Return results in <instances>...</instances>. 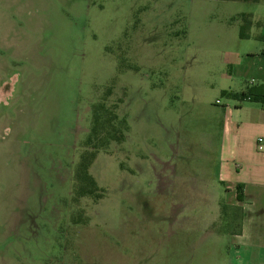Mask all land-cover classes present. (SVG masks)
<instances>
[{"label": "rangeland", "instance_id": "374dc122", "mask_svg": "<svg viewBox=\"0 0 264 264\" xmlns=\"http://www.w3.org/2000/svg\"><path fill=\"white\" fill-rule=\"evenodd\" d=\"M255 2L0 0V264H227L235 225L200 232L182 187L221 195L216 101Z\"/></svg>", "mask_w": 264, "mask_h": 264}, {"label": "crops", "instance_id": "0c3cea01", "mask_svg": "<svg viewBox=\"0 0 264 264\" xmlns=\"http://www.w3.org/2000/svg\"><path fill=\"white\" fill-rule=\"evenodd\" d=\"M260 2L262 0L255 3ZM250 18V31L255 29L256 32H250L247 40H256L259 45L253 52H244L236 62L229 64L231 76L222 77L229 82L222 91L242 93L264 85V39L258 40L264 37V19L251 14ZM227 100L229 103L226 104L216 101L220 106L217 181L222 186L221 195L211 202L207 184H185L182 189L204 193L205 201L213 208L211 213L207 210L200 232L221 234L222 228H216V225L224 219L235 225L226 232L227 264H264V106L248 100ZM261 139L262 143H259ZM199 183L205 182L200 180ZM182 252L184 256L194 254L190 249Z\"/></svg>", "mask_w": 264, "mask_h": 264}, {"label": "trees", "instance_id": "16d2710c", "mask_svg": "<svg viewBox=\"0 0 264 264\" xmlns=\"http://www.w3.org/2000/svg\"><path fill=\"white\" fill-rule=\"evenodd\" d=\"M238 1H249V0H238ZM253 1L258 2L259 0H253ZM251 27H252V23L250 20H248L247 26L241 27L240 39L247 40L250 38L249 32L245 33V30L251 29ZM263 39H264V37H261L258 40H263ZM222 96L226 99H229V100H235V101L248 100L251 102L259 103V104L264 106V85H258V86L252 87V88L247 89V91L242 92V93H236V92H232V91H223ZM81 168H82V172H83L82 174L84 177L79 178L80 183H81V188H80L79 192L82 196H84L86 194L91 195V194H93V191H94L95 187H97V186H96L94 180L91 177H89V175L87 174L86 164H82ZM84 186H85V189H86V187H89L88 190H85Z\"/></svg>", "mask_w": 264, "mask_h": 264}, {"label": "built area", "instance_id": "2783aa9c", "mask_svg": "<svg viewBox=\"0 0 264 264\" xmlns=\"http://www.w3.org/2000/svg\"><path fill=\"white\" fill-rule=\"evenodd\" d=\"M217 104H219V101H217ZM259 143H262V139H261V140H259ZM259 149H260V150H262V149H263V147H262V146H260V147H259Z\"/></svg>", "mask_w": 264, "mask_h": 264}]
</instances>
